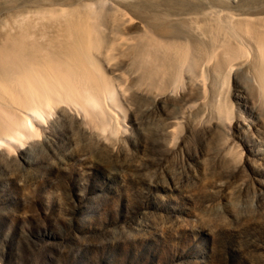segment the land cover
I'll use <instances>...</instances> for the list:
<instances>
[{"label":"rangeland","instance_id":"obj_1","mask_svg":"<svg viewBox=\"0 0 264 264\" xmlns=\"http://www.w3.org/2000/svg\"><path fill=\"white\" fill-rule=\"evenodd\" d=\"M36 1L0 0V24L37 10ZM121 10L131 24L123 34L105 30L113 57L99 61L116 106L106 102L94 121L63 105L20 146H0V264H264L258 90L243 69L221 89L185 63L183 86L154 102L119 48L145 33L142 14ZM181 18L196 27L194 15ZM224 98L228 119L213 107Z\"/></svg>","mask_w":264,"mask_h":264},{"label":"bare ground","instance_id":"obj_2","mask_svg":"<svg viewBox=\"0 0 264 264\" xmlns=\"http://www.w3.org/2000/svg\"><path fill=\"white\" fill-rule=\"evenodd\" d=\"M163 2L158 8L144 0H37V10L1 23L0 146H20L35 124L63 105L79 107L94 121L105 116L106 102L116 106L115 84L99 61L113 57L107 50L115 45H108L105 30L123 34L131 24L122 8L142 14L145 33L138 42L132 43V37L121 41L119 48L121 56L132 59L136 81L147 83L154 102L162 96L170 99L183 86L185 63L188 70L206 71L221 89L243 69L249 85L258 90L264 114V0H238L236 5L233 0ZM113 13L117 16L112 19ZM185 15L195 16L194 29L181 18ZM156 36L185 43L161 46ZM129 79L132 85V75ZM193 85L205 88L202 79ZM213 107L222 119L233 113L227 98Z\"/></svg>","mask_w":264,"mask_h":264}]
</instances>
